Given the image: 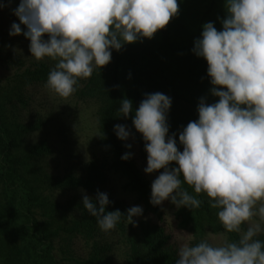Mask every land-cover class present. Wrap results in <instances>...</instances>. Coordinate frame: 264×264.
Returning a JSON list of instances; mask_svg holds the SVG:
<instances>
[{
    "label": "clouds",
    "instance_id": "obj_1",
    "mask_svg": "<svg viewBox=\"0 0 264 264\" xmlns=\"http://www.w3.org/2000/svg\"><path fill=\"white\" fill-rule=\"evenodd\" d=\"M224 7L222 30L211 22L203 25L192 49L207 63L210 94L218 102L200 100L198 120L179 134L183 151L168 136L167 95H147L132 121L145 142L144 172L164 170L151 184L150 203L170 200L192 210L201 207L197 197L203 195L224 229L221 243L181 244L175 264H264V241L257 238L264 233V0H225ZM177 13V0H20L13 12L19 23L11 25L9 35L26 29L30 57L54 62L44 87L68 98L80 80L109 64L113 50L151 39ZM130 112L132 102L122 100L118 115L127 119ZM115 131L121 141L129 138L125 126L116 125ZM82 195L83 209L103 233L122 218L135 226L133 218L143 214L139 206L126 215L106 212L107 194L98 192L95 200ZM232 233L238 240H229Z\"/></svg>",
    "mask_w": 264,
    "mask_h": 264
},
{
    "label": "trees",
    "instance_id": "obj_2",
    "mask_svg": "<svg viewBox=\"0 0 264 264\" xmlns=\"http://www.w3.org/2000/svg\"><path fill=\"white\" fill-rule=\"evenodd\" d=\"M156 33L162 43L168 45L169 23ZM50 70L46 65L26 69L16 74L5 89H0V264H111L110 247L96 240L99 229L96 218L82 205L74 204L75 210L70 205L69 210H64L60 204L52 202L49 194L78 190L94 192L106 183V174L112 173L126 181L146 213L163 222V211L160 205L150 203L151 187L136 167L130 148L117 138L115 126L131 130L140 156L147 164L145 142L132 123L135 111L147 95L159 92L171 99L167 113L168 136L174 137L178 151H183L179 134L190 122L198 120L200 100L210 105L218 102V98L210 96L206 63L193 64L187 69V78L180 80L169 72L159 54L149 46L133 49L124 45L119 51L113 50L109 64L100 72L94 71L82 88L79 81L74 92L81 101L97 106L98 143L106 156L93 160L83 177L60 178L44 170V159L51 154L46 144L26 145V136L36 127H25L16 114L17 105L26 104L25 90L45 83ZM124 99L132 102V112L127 119L118 115ZM125 154H130V158L123 160ZM173 167L174 164L169 165V169ZM163 171L156 173L160 175ZM183 187L195 195L192 188L186 184ZM197 198L202 200L197 209L177 208L173 204L177 225L193 236V246L207 234L218 236L224 232L217 210L210 208L203 195ZM117 210L126 215L129 208L118 203L108 204L105 209L106 212ZM126 226L122 218L115 229L124 234ZM128 233L125 264H175L176 252L168 245L161 228L146 223L140 226L139 232ZM77 238L83 240L88 250L85 258L76 256L73 251V241ZM228 238L236 241L238 235L228 234ZM257 238L264 241V233Z\"/></svg>",
    "mask_w": 264,
    "mask_h": 264
},
{
    "label": "rangeland",
    "instance_id": "obj_3",
    "mask_svg": "<svg viewBox=\"0 0 264 264\" xmlns=\"http://www.w3.org/2000/svg\"><path fill=\"white\" fill-rule=\"evenodd\" d=\"M19 2L20 0H0V4L5 5L0 8V89H5L16 74L26 69L33 70L37 65H46L50 69L54 66V62L47 58L37 62L30 57V41L23 35L26 30L23 26L20 35H9L11 25L19 23L13 14ZM177 2L178 13L169 21L170 41L168 45L162 43L157 33L151 39H142L126 45L133 49L142 46L151 47L159 54L169 72L181 80V78H187V69L193 64L206 63L203 58L196 57L192 52L194 41L201 36L202 26L211 22L217 31L222 30L226 11L225 0H177ZM44 39L48 37L45 36ZM86 80H80L81 88ZM45 83L28 87L23 95L25 106L17 105L16 114H18L19 122L25 127H36L26 136V145L34 146L44 143L49 147L51 154L44 159L43 167L50 175L60 178L67 175L83 177L93 160L103 159L106 156L98 143L97 106L93 102L81 101L75 93L68 98L55 96L44 87ZM211 87L208 88L211 89ZM126 129L130 135L125 143L131 145V157L151 187L159 175L156 172L151 174L144 172L147 164L140 156L139 147L131 130ZM106 177V183L98 186L94 192L66 191L57 192L53 196L50 193L49 196L51 195L52 202L60 204L66 211L71 208L70 205L73 209L74 204L82 205V193L95 200L98 192L107 194L109 204L124 203L129 209L134 206L143 209L142 216L133 218L135 226L128 224L124 234L117 233L116 229L109 233H103L98 229L96 240L100 245L110 247L111 264H125L126 235L129 234L128 232H139L140 226L146 223L163 230L164 236L168 239V245L176 252V255L181 244L192 245L193 236L178 227L175 208L170 200H165L160 205L164 217L163 222H159L145 212L144 207L137 202L136 195L127 187L124 179L112 173H107ZM185 235H191L192 238ZM205 239L209 243L218 244L222 242L223 237L207 234L203 240ZM72 248L76 256L81 258L87 256L88 250L82 239L74 240Z\"/></svg>",
    "mask_w": 264,
    "mask_h": 264
}]
</instances>
